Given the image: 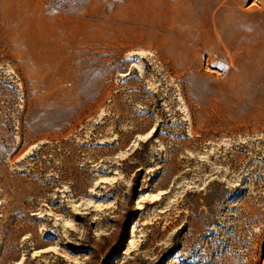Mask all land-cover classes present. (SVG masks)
Masks as SVG:
<instances>
[{"label":"rangeland","instance_id":"374dc122","mask_svg":"<svg viewBox=\"0 0 264 264\" xmlns=\"http://www.w3.org/2000/svg\"><path fill=\"white\" fill-rule=\"evenodd\" d=\"M0 264H264V0H0Z\"/></svg>","mask_w":264,"mask_h":264}]
</instances>
